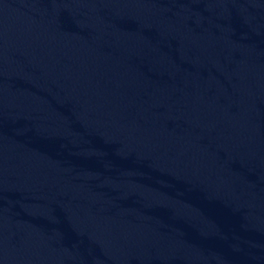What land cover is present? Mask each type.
Instances as JSON below:
<instances>
[{
  "label": "water",
  "instance_id": "obj_1",
  "mask_svg": "<svg viewBox=\"0 0 264 264\" xmlns=\"http://www.w3.org/2000/svg\"><path fill=\"white\" fill-rule=\"evenodd\" d=\"M0 264H264V0H0Z\"/></svg>",
  "mask_w": 264,
  "mask_h": 264
}]
</instances>
